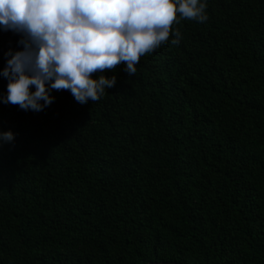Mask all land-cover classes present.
Wrapping results in <instances>:
<instances>
[{
    "label": "trees",
    "instance_id": "trees-1",
    "mask_svg": "<svg viewBox=\"0 0 264 264\" xmlns=\"http://www.w3.org/2000/svg\"><path fill=\"white\" fill-rule=\"evenodd\" d=\"M206 5L97 101H0V264H264V0Z\"/></svg>",
    "mask_w": 264,
    "mask_h": 264
},
{
    "label": "clouds",
    "instance_id": "clouds-1",
    "mask_svg": "<svg viewBox=\"0 0 264 264\" xmlns=\"http://www.w3.org/2000/svg\"><path fill=\"white\" fill-rule=\"evenodd\" d=\"M206 7V0H0V28L18 33L22 45L5 54L0 101L35 112L53 102L51 90H68L81 104L97 101L116 83L105 71L124 64L135 75L140 57L170 34L179 43L173 25L180 19L206 22Z\"/></svg>",
    "mask_w": 264,
    "mask_h": 264
},
{
    "label": "water",
    "instance_id": "water-1",
    "mask_svg": "<svg viewBox=\"0 0 264 264\" xmlns=\"http://www.w3.org/2000/svg\"><path fill=\"white\" fill-rule=\"evenodd\" d=\"M148 264H178V263H174V262H152V263H148Z\"/></svg>",
    "mask_w": 264,
    "mask_h": 264
}]
</instances>
